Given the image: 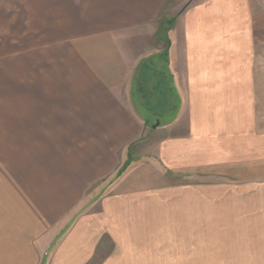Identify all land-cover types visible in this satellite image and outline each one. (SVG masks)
I'll return each mask as SVG.
<instances>
[{"label":"crops","instance_id":"1","mask_svg":"<svg viewBox=\"0 0 264 264\" xmlns=\"http://www.w3.org/2000/svg\"><path fill=\"white\" fill-rule=\"evenodd\" d=\"M252 15L245 0H0V264H91L107 242L97 264H264L262 86L239 59ZM162 50L181 109L155 124L140 105L180 100L148 65Z\"/></svg>","mask_w":264,"mask_h":264},{"label":"rangeland","instance_id":"2","mask_svg":"<svg viewBox=\"0 0 264 264\" xmlns=\"http://www.w3.org/2000/svg\"><path fill=\"white\" fill-rule=\"evenodd\" d=\"M247 2L249 3V5L252 8V19H253V27L251 28V37L253 39V48L251 49V56L248 58H246L244 60V58H239L242 62L241 63H249L251 66H253V70L254 72H252L253 78L256 82L261 81V86L260 89H257L260 93L262 92V95L260 97L259 102L256 105H253V115L255 114V118H260V120L257 121V124H259V127L261 128V130L264 131V0H245V4H247ZM166 27V25H165ZM164 27V28H165ZM233 61V57H228L225 56L224 54H221V56L219 57V63H229ZM147 62L149 63L148 65L151 67V65L153 66V68H155V66L157 67V70L159 71H165L166 75L168 77V84L169 87L172 89V96L173 99L171 98L172 102H174V100H179V104H177V106L173 105L171 108L164 106L162 104L161 101H158L156 99H151V104L152 106L150 107L148 104L147 105H140L139 108H141V106H144L152 115V119L153 122L152 123H157L160 119V121H164V120H172L174 119L180 112L181 109V92L177 86V82L175 83V81H171V79H176L175 77V72L171 63V58L169 56V52L167 50H162L160 51L159 54H154L151 55L148 59ZM175 77V78H174ZM193 91H194V85L192 84V86H190ZM139 96H141V98L144 99L147 98L145 96V94H143L142 90H139ZM227 107V106H225ZM225 110L227 108H224ZM163 110L165 111V116L162 117H158L156 116V114H158V112H161ZM155 112V114H153ZM255 123V122H254ZM131 152V153H130ZM139 153V147H135L133 150L129 151V155H135ZM128 158V157H127ZM126 161V157L125 160L123 161V163ZM121 168V167H120ZM119 169L116 170V174L117 171ZM116 174L114 176H112L110 178L109 181H113L116 178ZM112 179V180H111ZM110 182V183H111ZM223 239L220 238L218 240L219 243L223 242ZM215 242V240H214ZM207 244H214L213 240H209L207 242H205ZM106 244L107 247H102V248H97L96 253H95V257L92 260L91 264H97L99 263L101 260L104 259V257L106 255H111L112 253L115 252V250L111 247V242H107V243H103Z\"/></svg>","mask_w":264,"mask_h":264},{"label":"trees","instance_id":"3","mask_svg":"<svg viewBox=\"0 0 264 264\" xmlns=\"http://www.w3.org/2000/svg\"><path fill=\"white\" fill-rule=\"evenodd\" d=\"M130 163H131V159H130V155H128V158L126 159V161L123 163L121 168H119V170L117 171L116 178L120 177L126 171V169L130 166Z\"/></svg>","mask_w":264,"mask_h":264},{"label":"water","instance_id":"4","mask_svg":"<svg viewBox=\"0 0 264 264\" xmlns=\"http://www.w3.org/2000/svg\"><path fill=\"white\" fill-rule=\"evenodd\" d=\"M156 124H158V122Z\"/></svg>","mask_w":264,"mask_h":264}]
</instances>
